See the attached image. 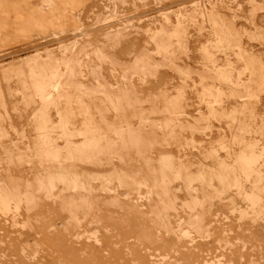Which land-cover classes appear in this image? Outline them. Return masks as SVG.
I'll use <instances>...</instances> for the list:
<instances>
[{"label":"rangeland","instance_id":"obj_1","mask_svg":"<svg viewBox=\"0 0 264 264\" xmlns=\"http://www.w3.org/2000/svg\"><path fill=\"white\" fill-rule=\"evenodd\" d=\"M0 264H264V0H0Z\"/></svg>","mask_w":264,"mask_h":264}]
</instances>
